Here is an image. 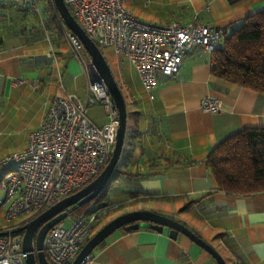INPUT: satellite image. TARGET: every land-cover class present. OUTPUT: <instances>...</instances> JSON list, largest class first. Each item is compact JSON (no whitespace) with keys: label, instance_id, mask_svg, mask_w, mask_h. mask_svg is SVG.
<instances>
[{"label":"crops","instance_id":"0c3cea01","mask_svg":"<svg viewBox=\"0 0 264 264\" xmlns=\"http://www.w3.org/2000/svg\"><path fill=\"white\" fill-rule=\"evenodd\" d=\"M126 6L139 19L159 25L227 28L264 9V0H126ZM47 36L49 42L5 36L0 43V159L26 145L54 96L68 91L84 99L93 77L73 56L64 31L60 37ZM52 46L59 62L51 59ZM106 52L129 101L125 144L131 141V147L119 163L123 172L105 189V202L116 209L95 231L121 213L148 209L184 223L213 245L227 264H264V191L234 195L217 190L205 164L209 150L229 134L264 128V94L214 76L210 53L192 48L176 76L157 77L151 98L126 57L111 47ZM36 81L39 87L33 88L30 83ZM203 97L218 99L221 110L203 111ZM87 115L97 125L107 121L100 104L90 106ZM24 129L27 136L21 137ZM88 261L218 264L184 234L171 238L166 227L117 229Z\"/></svg>","mask_w":264,"mask_h":264},{"label":"built area","instance_id":"2783aa9c","mask_svg":"<svg viewBox=\"0 0 264 264\" xmlns=\"http://www.w3.org/2000/svg\"><path fill=\"white\" fill-rule=\"evenodd\" d=\"M64 2L110 68L108 47L126 57L151 98L157 77L176 76L187 51L198 48L211 53L225 35L224 28L218 26L143 21L126 6V0ZM60 22L73 56L90 72L91 60L81 40ZM30 85L39 87L37 81ZM96 104L102 106L107 118L103 125L93 123L87 115V109ZM199 105L210 113L221 110V102L213 97H203ZM117 116L104 80L97 78L89 81L84 99L68 91L54 96L26 145L0 159V171L12 167L0 178L4 222L0 228L4 232L0 234V264H25L27 252L22 248L20 226L87 185L103 170L115 144ZM127 139L126 134L125 143ZM96 199L68 211L47 230L43 250L50 264L71 263L96 227L116 209V205H100ZM82 264H89L88 258Z\"/></svg>","mask_w":264,"mask_h":264},{"label":"trees","instance_id":"16d2710c","mask_svg":"<svg viewBox=\"0 0 264 264\" xmlns=\"http://www.w3.org/2000/svg\"><path fill=\"white\" fill-rule=\"evenodd\" d=\"M40 2L39 7L37 0H0V43L5 36H21L28 42L51 33L62 36L53 0ZM224 32L222 43L210 53L211 73L264 94V9L229 25ZM205 164L217 190L234 195L264 191V128H243L229 134L209 150ZM119 165L112 180L123 172ZM11 168H2L0 178ZM105 197L104 189L97 203L107 204Z\"/></svg>","mask_w":264,"mask_h":264},{"label":"water","instance_id":"95a60500","mask_svg":"<svg viewBox=\"0 0 264 264\" xmlns=\"http://www.w3.org/2000/svg\"><path fill=\"white\" fill-rule=\"evenodd\" d=\"M55 8L65 26L78 36L91 60V81L101 78L104 80L108 93L111 95L118 110V127L115 144L111 157L103 170L87 185L64 197L54 205L41 212L31 220L20 226L22 232V248L27 252L25 264H50L43 250V240L47 230L62 220L68 211L77 206H84L97 198L112 180L114 171L118 167L126 139L128 121V102L126 101L115 76L96 44L88 37L84 29L71 14L64 0H53ZM162 229L166 227L171 238L178 233L187 236L194 243L212 255L218 264H227L220 253L208 241L184 223L161 213L139 209L121 213L105 222L82 245L73 261L69 264H82L92 251L117 229L134 230L138 228ZM4 232L0 231V234Z\"/></svg>","mask_w":264,"mask_h":264},{"label":"rangeland","instance_id":"374dc122","mask_svg":"<svg viewBox=\"0 0 264 264\" xmlns=\"http://www.w3.org/2000/svg\"><path fill=\"white\" fill-rule=\"evenodd\" d=\"M38 2H39V7H40V4H41V2L40 1H42V0H37ZM45 39H46V36H45ZM46 41L47 42H49V40H47L46 39ZM50 49V48H49ZM56 50H55V47H53L52 46V48H51V51H50V55H51V59L53 60V61H57V62H59L58 61V54L55 52ZM27 132H28V130L27 129H24V130H22V132H19V134L21 133V137H23V136H27ZM19 136V135H18ZM131 147V141H128L127 142V147H126V150L124 151V159H125V157H128L127 155H128V153H129V148ZM1 191V190H0ZM0 195H1V193H0ZM67 220L68 219H65V222H67ZM3 208H0V226L2 227L3 226Z\"/></svg>","mask_w":264,"mask_h":264}]
</instances>
